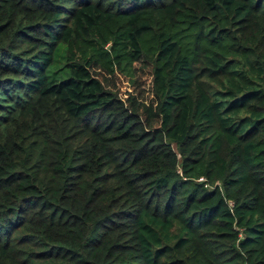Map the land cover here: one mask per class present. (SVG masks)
Instances as JSON below:
<instances>
[{"label": "trees", "instance_id": "1", "mask_svg": "<svg viewBox=\"0 0 264 264\" xmlns=\"http://www.w3.org/2000/svg\"><path fill=\"white\" fill-rule=\"evenodd\" d=\"M0 264H264V0H0Z\"/></svg>", "mask_w": 264, "mask_h": 264}, {"label": "rangeland", "instance_id": "2", "mask_svg": "<svg viewBox=\"0 0 264 264\" xmlns=\"http://www.w3.org/2000/svg\"><path fill=\"white\" fill-rule=\"evenodd\" d=\"M62 52H63V49H61V52H60V57L62 56ZM62 61L64 62V59H62ZM132 86H130L129 82L128 81H122V83L120 84V95L121 97L123 98H127L128 96V92H130L132 90Z\"/></svg>", "mask_w": 264, "mask_h": 264}]
</instances>
